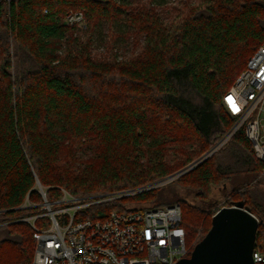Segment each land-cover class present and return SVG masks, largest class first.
<instances>
[{"label": "trees", "instance_id": "trees-1", "mask_svg": "<svg viewBox=\"0 0 264 264\" xmlns=\"http://www.w3.org/2000/svg\"><path fill=\"white\" fill-rule=\"evenodd\" d=\"M172 1L0 5V264H33V229L21 219L40 213L39 187L54 203L62 190L83 198L151 185L232 127L223 97L264 43V0H201L175 16L164 12ZM71 13L83 14L85 29L66 24ZM97 45L112 59L93 57ZM263 169L242 130L177 181L79 218L180 204L195 248L218 210L243 201L264 253ZM220 186L222 207L211 196Z\"/></svg>", "mask_w": 264, "mask_h": 264}, {"label": "built area", "instance_id": "built-area-1", "mask_svg": "<svg viewBox=\"0 0 264 264\" xmlns=\"http://www.w3.org/2000/svg\"><path fill=\"white\" fill-rule=\"evenodd\" d=\"M14 1L0 0V5ZM83 23L82 13H71L66 18L71 26ZM223 105L234 123L206 155L210 157L245 130L256 158L264 164V43L224 95ZM165 181L83 198L62 190L61 198L54 203L39 187L44 198L40 213L21 219L33 229V264H177L190 258L194 248L182 225L180 204L135 206L113 211L102 219L79 218L80 212L91 206L154 190ZM254 260L256 264L264 262V255L257 249Z\"/></svg>", "mask_w": 264, "mask_h": 264}, {"label": "water", "instance_id": "water-1", "mask_svg": "<svg viewBox=\"0 0 264 264\" xmlns=\"http://www.w3.org/2000/svg\"><path fill=\"white\" fill-rule=\"evenodd\" d=\"M209 156H204L189 166L196 168ZM258 218L243 201L230 207H222L212 218V226L198 243L190 258L177 264H256L254 253Z\"/></svg>", "mask_w": 264, "mask_h": 264}, {"label": "rangeland", "instance_id": "rangeland-1", "mask_svg": "<svg viewBox=\"0 0 264 264\" xmlns=\"http://www.w3.org/2000/svg\"><path fill=\"white\" fill-rule=\"evenodd\" d=\"M201 0H173L172 2H171V4L169 5V6H167V8L164 10V12L166 11V12H168V14H170V15H176V14H178L179 12H184V14L186 13L187 14V12L189 11V9L192 7V5H195V4H197V3H199ZM77 28H79V29H85L86 28V21H85V19H84V23H83V25H80V26H77ZM135 44H138L139 45V40L138 41H136L135 42ZM134 45V44H133ZM109 48H110V46H107V47H103V46H101V45H97V47H96V50H93V57H95V58H97V59H100V60H111L112 59V50H109ZM139 50L138 49H135L134 50V55H137V52H138ZM121 60H123V58L122 57H120L119 58V60L118 61H121ZM213 155V154H212ZM202 157H200L198 160H200ZM197 159H196V161L195 162H193L192 164H194V163H196L197 161H198ZM173 164V163H172ZM171 164V165H172ZM192 164H190V166L192 165ZM189 168V167H188ZM185 169V168H183V169H185V170H187L185 173H188V172H190L191 170H189V169ZM183 169H179V170H174V171H172V173L171 174H169L167 177H165L164 179H162V180H160V181H163V180H166L165 182H162L161 183V185L159 186V187H157V188H162V187H165V186H167V185H169L170 183H172V182H175V181H177L178 180V178H180L181 176H182V174H180L181 172H183L182 170ZM194 169V168H193ZM184 170V171H185ZM185 173H183V175L185 174ZM179 176H178V175ZM160 181H158V182H160ZM156 189V188H155ZM225 190H226V187H223V186H220V187H218V188H214L213 190H212V194H211V196H212V198L213 199H216V201L218 202V204H219V207H222V205H226V203H229V201H227V198H226V196L224 195V193H225ZM46 195V194H45ZM43 198V197H42ZM47 199V198H46ZM159 199H157L156 200V202H155V204L154 205H156V206H160L159 204ZM43 202H44V198H43ZM42 202V203H43ZM41 203V204H42ZM40 204V205H41ZM224 207V206H223ZM226 207H230V206H226ZM188 240L189 241H191V237H188ZM189 241H188V243H189ZM191 243V242H190ZM262 255H264V253H261Z\"/></svg>", "mask_w": 264, "mask_h": 264}]
</instances>
